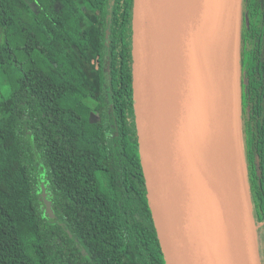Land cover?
I'll return each instance as SVG.
<instances>
[{"label": "trees", "instance_id": "trees-1", "mask_svg": "<svg viewBox=\"0 0 264 264\" xmlns=\"http://www.w3.org/2000/svg\"><path fill=\"white\" fill-rule=\"evenodd\" d=\"M133 5L0 0V264H166L136 128ZM241 93L264 264V0H243Z\"/></svg>", "mask_w": 264, "mask_h": 264}, {"label": "water", "instance_id": "water-1", "mask_svg": "<svg viewBox=\"0 0 264 264\" xmlns=\"http://www.w3.org/2000/svg\"><path fill=\"white\" fill-rule=\"evenodd\" d=\"M242 8L243 0H134L136 128L166 264H262L243 139ZM228 43L236 61L224 105Z\"/></svg>", "mask_w": 264, "mask_h": 264}, {"label": "bare ground", "instance_id": "bare-ground-1", "mask_svg": "<svg viewBox=\"0 0 264 264\" xmlns=\"http://www.w3.org/2000/svg\"><path fill=\"white\" fill-rule=\"evenodd\" d=\"M235 61H236L235 48L232 44L228 43L225 45L222 60L219 64V76L221 79V89L224 92L223 93L224 94V105H226V96H227L226 90H225V87L227 86L226 78L229 77V70L231 68L232 62H235Z\"/></svg>", "mask_w": 264, "mask_h": 264}, {"label": "rangeland", "instance_id": "rangeland-1", "mask_svg": "<svg viewBox=\"0 0 264 264\" xmlns=\"http://www.w3.org/2000/svg\"><path fill=\"white\" fill-rule=\"evenodd\" d=\"M10 86L8 84L7 78L3 74L1 68H0V100L6 99L10 95ZM11 119H9V122ZM48 212H51V209L47 210Z\"/></svg>", "mask_w": 264, "mask_h": 264}]
</instances>
